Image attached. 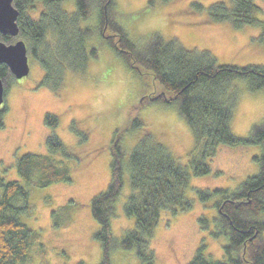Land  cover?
Masks as SVG:
<instances>
[{
	"label": "rangeland",
	"instance_id": "obj_1",
	"mask_svg": "<svg viewBox=\"0 0 264 264\" xmlns=\"http://www.w3.org/2000/svg\"><path fill=\"white\" fill-rule=\"evenodd\" d=\"M217 1L228 0H114V18L141 45L159 34L165 40H176L186 49L210 51L218 64L264 67L260 27L237 28L231 22L212 21L208 9ZM196 3L203 8L195 6ZM256 3L262 6L258 18L264 20V0H256ZM63 5L67 11L76 9L74 0H65ZM43 9L44 4L37 2L36 9L30 13L37 18ZM95 20L92 15L84 23L94 25ZM18 39L23 38L17 36L5 43H16ZM48 40L54 44L55 35L48 34ZM91 43L98 48L97 56L92 55L87 69L82 72L68 70L59 91L40 85L44 68L29 51V75L8 78V93L1 105L8 110L5 126L0 128V177L7 181L21 180L18 159L26 153H49L46 142L49 135L57 134L70 154L55 152L52 157L69 168L71 181H56L42 187L35 183L37 177H34L31 184V208L21 216L35 234L29 264L101 263L104 248L96 235L101 226L92 213L91 201L111 183V147L115 138L129 151L143 138V133H150L184 165H188L190 152L196 146L186 119L170 104L147 103L138 114L145 127L133 128V108L147 92L157 95L164 88L151 74H134L116 49L99 35L94 36ZM231 87L229 94H235L236 101L233 132L245 137L256 124L264 123V90H249L243 78L233 81ZM47 113L59 117L58 126L46 124ZM263 151L262 144L224 145L210 161L212 172L204 176L191 175L187 195L195 200L193 208L174 215L165 210L154 229L151 244L158 264H187L204 236L210 257L223 258L224 246L229 240L211 233L215 231L212 218L218 213L214 207L216 199L203 203L196 188L237 189L259 173L260 164L255 158ZM130 193L131 188L126 183L111 219L112 235L118 241L136 225L135 218L124 211ZM201 215L211 220L205 231L199 226ZM111 256L112 264H139L135 249L118 245Z\"/></svg>",
	"mask_w": 264,
	"mask_h": 264
},
{
	"label": "trees",
	"instance_id": "obj_2",
	"mask_svg": "<svg viewBox=\"0 0 264 264\" xmlns=\"http://www.w3.org/2000/svg\"><path fill=\"white\" fill-rule=\"evenodd\" d=\"M64 1L13 0L19 11L18 36L24 39L29 53L44 68L40 85L59 91L68 70L82 72L87 69L90 58L97 56L98 51L91 41L99 35L116 49L134 74H151L164 88L157 95L147 92L133 108L132 127H145L138 114L147 103L170 104L186 119L195 136L196 146L190 152L188 165L181 164L150 133H143V138L129 151L123 149L119 138H115L111 147V183L91 201L92 213L101 226L96 234L104 248L100 264H112L111 253L118 245L135 249L139 264H158L151 244L154 229L165 210L174 215L193 208L195 200L187 195L191 175L204 176L212 172L210 161L224 145L264 146V123L256 124L245 137L233 132L236 101L235 94H229L232 82L242 78L247 80L249 90H264V67L238 68L218 64L210 51L186 49L176 40H165L159 34L141 45L115 21L114 0H74L75 11H67ZM37 2L43 3L44 9L36 18L30 11L36 9ZM195 6L203 8L198 3ZM261 10L262 6L256 0H228L211 4L208 14L214 22H231L237 28L245 25L260 27L259 41L264 44V20L258 18ZM92 15L97 21L86 26L84 22ZM50 33L56 37L54 44L48 40ZM14 39L0 34V41L12 42ZM12 75L7 65L0 64V78L7 84L5 96L8 78ZM7 110L0 106V128L5 126ZM44 120L49 127L60 123L54 113H47ZM46 142L49 153H26L18 159L17 171L21 180L7 181L0 177V264H29L35 234L21 216L31 208L29 195L34 177H37L35 183L42 187L56 181L72 180L69 168L52 157L55 152L70 155L66 144L57 134L49 135ZM255 159L260 164L259 173L235 190L196 188L203 203L216 199L214 207L218 213L212 218L215 231L211 233L216 237L225 236L229 241L224 246L225 255L217 260L210 257L206 238L202 237L196 254L187 264H264V151ZM126 183L131 193L125 201L124 211L135 218L136 225L118 241L112 235L111 219L116 214V201ZM198 220L202 231L211 222L206 215H201Z\"/></svg>",
	"mask_w": 264,
	"mask_h": 264
},
{
	"label": "water",
	"instance_id": "obj_3",
	"mask_svg": "<svg viewBox=\"0 0 264 264\" xmlns=\"http://www.w3.org/2000/svg\"><path fill=\"white\" fill-rule=\"evenodd\" d=\"M18 14L13 0H0V34L14 38L19 35ZM28 51L24 39L9 44L0 41V64L7 65L16 79L25 77L30 72ZM5 87V81L0 78V106L5 102Z\"/></svg>",
	"mask_w": 264,
	"mask_h": 264
}]
</instances>
